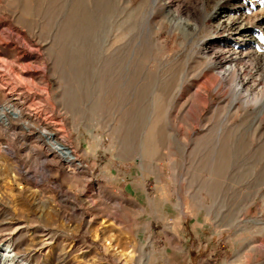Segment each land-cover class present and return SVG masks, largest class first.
I'll use <instances>...</instances> for the list:
<instances>
[{
	"label": "rangeland",
	"instance_id": "1",
	"mask_svg": "<svg viewBox=\"0 0 264 264\" xmlns=\"http://www.w3.org/2000/svg\"><path fill=\"white\" fill-rule=\"evenodd\" d=\"M12 102L0 264H264V0H0Z\"/></svg>",
	"mask_w": 264,
	"mask_h": 264
},
{
	"label": "bare ground",
	"instance_id": "2",
	"mask_svg": "<svg viewBox=\"0 0 264 264\" xmlns=\"http://www.w3.org/2000/svg\"><path fill=\"white\" fill-rule=\"evenodd\" d=\"M7 111V114L3 112ZM0 115V122L2 126H7L8 124V117H17L22 115V110L20 109V104L17 102H12L11 105L3 110ZM1 126V127H2ZM47 141L51 147V150L57 152L67 163H72L75 160L74 155L72 154L71 150L66 147L63 142L59 141L55 138L53 134H46Z\"/></svg>",
	"mask_w": 264,
	"mask_h": 264
},
{
	"label": "crops",
	"instance_id": "3",
	"mask_svg": "<svg viewBox=\"0 0 264 264\" xmlns=\"http://www.w3.org/2000/svg\"><path fill=\"white\" fill-rule=\"evenodd\" d=\"M185 258H189V256H186Z\"/></svg>",
	"mask_w": 264,
	"mask_h": 264
}]
</instances>
